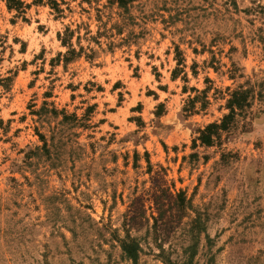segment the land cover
Returning a JSON list of instances; mask_svg holds the SVG:
<instances>
[{
	"label": "rangeland",
	"instance_id": "374dc122",
	"mask_svg": "<svg viewBox=\"0 0 264 264\" xmlns=\"http://www.w3.org/2000/svg\"><path fill=\"white\" fill-rule=\"evenodd\" d=\"M22 1L0 0V264H134L128 239L136 264H264V0Z\"/></svg>",
	"mask_w": 264,
	"mask_h": 264
},
{
	"label": "trees",
	"instance_id": "16d2710c",
	"mask_svg": "<svg viewBox=\"0 0 264 264\" xmlns=\"http://www.w3.org/2000/svg\"><path fill=\"white\" fill-rule=\"evenodd\" d=\"M7 3V7L10 10H16L18 13L25 12L26 8L29 7L28 4H25L22 0H5ZM42 1V0H38ZM52 8L55 9L57 12H61L62 10L59 7V3L56 0H49ZM118 2H123V0H117ZM74 35V30H71L69 28L66 29L65 33L62 35L59 34V37L61 38L62 44L64 46L68 47V50L65 54H59L60 57L62 56L64 62H70L74 58H77L80 56V52L83 51V47H80V50L77 51L76 48L73 46L71 40ZM261 87L264 88V80L261 83ZM250 90L243 89L242 87H239L238 89L231 90L229 92V96L227 98V104L226 108L229 110L227 114L224 115L222 120L214 123L208 124L204 129L199 131V137L197 140H200L201 143L206 145H212L216 139V137H220L222 131H230L235 123L237 116L241 115L242 113H245L247 111V108L250 106L249 97H250ZM198 98V97H197ZM194 102V100H192ZM45 107H43L41 110L43 112L51 113L54 116L62 115V120L59 122V124H65L67 121L73 120L76 122L77 117L74 114H67L65 111L59 112L56 108H48L45 103ZM195 105V104H194ZM195 107V106H194ZM41 112V111H39ZM3 124V120L0 119V126ZM41 139L47 144V140L43 134H40ZM196 140V141H197ZM195 141V142H196ZM123 251L125 252L126 256L133 260L134 264L137 263L138 258V251L139 246L137 243L132 241L131 239H128L127 241H124L122 244Z\"/></svg>",
	"mask_w": 264,
	"mask_h": 264
}]
</instances>
